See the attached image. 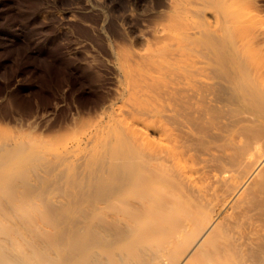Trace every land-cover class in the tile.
<instances>
[{"label": "bare ground", "instance_id": "obj_1", "mask_svg": "<svg viewBox=\"0 0 264 264\" xmlns=\"http://www.w3.org/2000/svg\"><path fill=\"white\" fill-rule=\"evenodd\" d=\"M175 10V64L136 76L75 175L33 188L0 158V264H264V24L237 0Z\"/></svg>", "mask_w": 264, "mask_h": 264}, {"label": "rangeland", "instance_id": "obj_2", "mask_svg": "<svg viewBox=\"0 0 264 264\" xmlns=\"http://www.w3.org/2000/svg\"><path fill=\"white\" fill-rule=\"evenodd\" d=\"M237 1L264 24V0ZM177 4L0 0V158L14 154L33 188H58V173L75 175L80 158L114 137L136 76L155 72L159 59L175 64Z\"/></svg>", "mask_w": 264, "mask_h": 264}]
</instances>
